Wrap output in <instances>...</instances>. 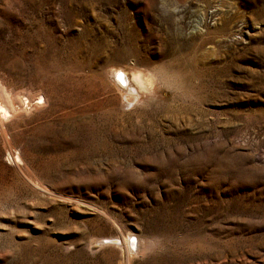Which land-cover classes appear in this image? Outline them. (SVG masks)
Returning <instances> with one entry per match:
<instances>
[{
    "label": "rangeland",
    "instance_id": "rangeland-1",
    "mask_svg": "<svg viewBox=\"0 0 264 264\" xmlns=\"http://www.w3.org/2000/svg\"><path fill=\"white\" fill-rule=\"evenodd\" d=\"M0 102V264H264V0H0Z\"/></svg>",
    "mask_w": 264,
    "mask_h": 264
},
{
    "label": "bare ground",
    "instance_id": "bare-ground-1",
    "mask_svg": "<svg viewBox=\"0 0 264 264\" xmlns=\"http://www.w3.org/2000/svg\"><path fill=\"white\" fill-rule=\"evenodd\" d=\"M196 24L197 25L199 24L198 20L196 21ZM211 49H212V47H211ZM107 71H108L109 77L112 78V80H113L114 84L117 86V88H119L123 92H126L127 94L135 93L134 96L138 97L139 94L143 90H147V88H149V86H150L149 78H147L149 76L146 77V75H143L140 71H137V70L132 71L131 69H127L125 67H117V66L110 67V68H108ZM118 72L124 73V79H125L124 84H121L117 81L116 73H118ZM37 98H41V96H38ZM7 112H8L7 108L4 106V104H2L0 102V123L2 121L1 119L4 116H6ZM135 236L136 235L134 233H128L127 237L122 236V238H120L119 236H110V237L100 239L98 242L100 244H104V245L107 243H112V244H116V245L121 244L122 245L121 248H123L124 244H125V248L127 250L134 251L136 248V245H137V241H138V239H137L138 237H135Z\"/></svg>",
    "mask_w": 264,
    "mask_h": 264
},
{
    "label": "snow or ice",
    "instance_id": "snow-or-ice-1",
    "mask_svg": "<svg viewBox=\"0 0 264 264\" xmlns=\"http://www.w3.org/2000/svg\"><path fill=\"white\" fill-rule=\"evenodd\" d=\"M116 79L119 83L124 84L125 83L124 73L121 72L116 73Z\"/></svg>",
    "mask_w": 264,
    "mask_h": 264
}]
</instances>
